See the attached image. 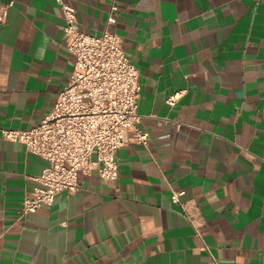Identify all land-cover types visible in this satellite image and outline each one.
Instances as JSON below:
<instances>
[{"label": "crops", "instance_id": "0c3cea01", "mask_svg": "<svg viewBox=\"0 0 264 264\" xmlns=\"http://www.w3.org/2000/svg\"><path fill=\"white\" fill-rule=\"evenodd\" d=\"M66 1L92 34L119 6L149 145L23 216L49 163L1 131L40 124L76 58L57 0H0V264H264V0Z\"/></svg>", "mask_w": 264, "mask_h": 264}, {"label": "built area", "instance_id": "2783aa9c", "mask_svg": "<svg viewBox=\"0 0 264 264\" xmlns=\"http://www.w3.org/2000/svg\"><path fill=\"white\" fill-rule=\"evenodd\" d=\"M57 2L66 20V47L76 58L70 81L40 124L1 131L5 139L24 143L49 163L23 202V216L52 205L63 191H80L83 173L98 170L103 179H118V151L132 140L149 145V133L140 127V70L127 56L122 37L110 29L118 22L119 6L113 5L107 29L92 34L80 29L75 7ZM11 6H0V24L7 22ZM180 97L177 93L168 101L176 105ZM182 194L175 192L174 199L180 201ZM192 221L201 234V225Z\"/></svg>", "mask_w": 264, "mask_h": 264}]
</instances>
